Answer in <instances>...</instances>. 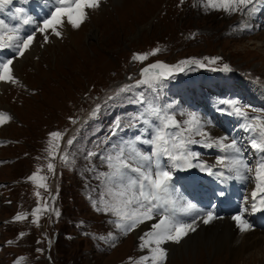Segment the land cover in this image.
<instances>
[{
  "label": "rangeland",
  "instance_id": "rangeland-1",
  "mask_svg": "<svg viewBox=\"0 0 264 264\" xmlns=\"http://www.w3.org/2000/svg\"><path fill=\"white\" fill-rule=\"evenodd\" d=\"M257 2L251 5L255 7L251 13L254 19L242 27L243 14L214 10L208 6V0H184L182 4L180 0H101L100 7L90 10L78 29L65 23L60 28L62 37L50 35L47 44L37 33L36 42L23 57H15L12 48L0 49V60L13 58L14 75L20 81L16 85L0 83V111L12 117L0 125V264H132L130 257L134 261L146 254L139 248L138 237L142 233L136 229L123 235L110 223L114 217L93 207V200L103 190L99 174L108 171L103 157L113 153L117 146L133 142L138 135L144 139L151 137V128L134 119L145 108L139 103L141 93L146 104L160 105L158 96H161L160 107L181 123L188 119V113H196L203 130L212 137L214 133H224L233 138L232 133L223 130L219 115L210 111L213 103L220 102L222 106L234 101L249 118L264 117V5ZM39 3L44 0H12L0 7V20L19 29L21 35L30 34L44 19ZM55 6L45 7L44 15ZM259 7L262 11L257 10ZM26 19L28 24L23 22ZM154 49L159 51L151 55ZM134 53L150 55L141 63L132 59ZM212 57L220 59L214 63L205 59ZM156 59L173 65L183 59H195L206 70L177 71L165 87L159 88L156 82L151 87L140 85L131 92L116 95L119 88L141 79L137 76L138 69ZM224 65H228L229 72ZM180 74H184V80L193 77L189 86H174ZM198 74L201 81L196 80ZM182 82L179 77V83ZM110 96L114 98L108 99ZM97 105L100 110L93 117L91 113ZM232 108L231 104L227 109ZM221 121L226 125L227 120ZM233 130L245 148L243 158L255 167L258 153L246 144L249 141L243 135L246 137L247 131L236 127ZM52 131L65 133L60 155H67V163L60 159L59 153L54 160L49 157ZM69 137H75L73 144L64 145ZM192 139L199 143L188 145L191 152L205 156L210 151L212 160L207 162L211 161L212 168H224L216 164V157L225 153L215 146L205 147L201 136L193 135ZM141 144L145 145L137 143V148ZM139 149L150 154L143 147ZM210 157H199L193 163ZM49 162L55 165L54 172L48 170ZM163 164L169 166L166 158ZM181 169H172V185L182 179L178 177ZM33 173L47 177L43 181L47 190L38 186L41 181L28 179ZM185 174L194 179V174ZM246 175L249 178L241 201L250 204L256 185L251 178L254 173ZM171 198L177 206L188 201L172 193ZM45 205L48 211L33 215L34 209H43ZM17 214H24L26 219L16 221ZM243 214L246 219L253 218L249 205H244ZM187 217L188 222L195 217L198 225L197 219L204 215ZM260 232L264 235V229ZM170 243L164 247L174 245ZM259 247L262 252H255L251 259L246 254L239 261L216 263L207 256L197 261L198 255L189 258L186 252L178 256L182 246L173 253L168 251L165 264H264V242Z\"/></svg>",
  "mask_w": 264,
  "mask_h": 264
},
{
  "label": "snow or ice",
  "instance_id": "snow-or-ice-1",
  "mask_svg": "<svg viewBox=\"0 0 264 264\" xmlns=\"http://www.w3.org/2000/svg\"><path fill=\"white\" fill-rule=\"evenodd\" d=\"M181 4L184 0H180ZM12 0H0V7L9 5ZM255 0H208V6L214 10H223L225 13L232 15L237 12L243 15H250L255 11ZM55 7L41 21V24L30 34L21 35L19 29L9 27L3 20H0V49H14L15 57H23L36 42L37 33L43 37V42H49V36L62 37L60 28L70 25L78 29L89 16V11L100 7L101 0H55ZM23 9H17L22 12ZM25 24L29 20L23 21ZM246 27V25H241ZM159 49H154L151 55H155ZM149 53L133 54L132 59L143 63L147 60ZM214 63L219 57L205 58ZM14 60L8 58L0 60V83L20 84L19 79L14 75ZM189 64H200L195 59L181 60L176 65H169L163 62L148 64L140 70L141 79L136 80L134 85H124L119 88L116 95L131 92L134 87L140 85L154 86L156 82L162 79L170 78L177 71H184V66ZM225 70L228 65H224ZM131 79V77L129 78ZM110 96L108 99H113ZM139 103L145 105L144 111L134 119L151 128V137L144 139L142 136H136L133 142L126 145L117 146L113 153L103 157L107 172L99 174L103 190L100 191L96 200H93V207L97 212L114 217L110 223L114 224L123 235H128L136 230L141 224L148 221H155L151 224L149 231L144 232L138 237L139 248L146 254L141 255L137 260L130 257L132 264H165L168 257V249L164 245L168 243L179 244L190 232L195 231V217L191 222H185L178 218V214L194 216L199 214L200 209L194 203L185 202L179 207L176 201L171 198V181L172 169L181 167H199L201 171H207L209 175L223 176V172H213L212 166L206 161L197 164L193 160L199 159V154L191 152L188 149L189 144L199 143L192 139L193 135L204 138V146L207 148L216 147L224 155L216 157V164L226 168L229 172H235L237 176L243 179L249 177L245 173H254L251 177L256 182V189L252 192L251 211H264V155L256 161L255 167L251 166L242 158V149L238 146L236 139L228 140V137L222 136L214 138L207 131L203 130L196 113H188V119L181 123L174 115L164 111L158 105L146 104L141 93ZM233 105L234 114L242 117L247 121L244 125L245 131L249 133L250 147L257 153L264 154V117L253 116L249 118L248 113L236 106V102L228 101ZM100 106L91 113L94 117L99 112ZM255 111V109H253ZM232 114V113H230ZM12 117L7 112L0 111V125L6 124ZM155 121V123H154ZM72 123H76L72 120ZM134 126V125H133ZM120 124L117 122L116 128ZM65 133L61 131H52L49 133L48 153L51 160L56 158V154L61 151L60 142L63 140ZM115 135V130L113 131ZM75 137L66 141L72 145ZM137 143H145L151 146L150 154H146L137 148ZM232 153L229 156L227 153ZM96 155L89 153V156ZM167 159L169 166L163 164V159ZM60 159L67 163V155H60ZM49 171L54 172L55 165L48 163ZM29 180L41 181L39 187L47 190V177L38 176L33 173ZM40 195L39 192L36 193ZM259 196V206L257 197ZM41 211H48L47 205L42 209L37 207L33 210V215ZM59 216V212H56ZM212 211L204 213L202 222L210 223L216 219ZM14 219L20 221L26 219L24 214H17ZM232 219L241 232H247L251 225L244 218L243 213L234 215ZM38 223V220H34ZM24 234L21 233V236ZM111 235V234H110ZM11 243V241H9ZM41 251V249H37ZM23 259V258H21Z\"/></svg>",
  "mask_w": 264,
  "mask_h": 264
},
{
  "label": "bare ground",
  "instance_id": "bare-ground-1",
  "mask_svg": "<svg viewBox=\"0 0 264 264\" xmlns=\"http://www.w3.org/2000/svg\"><path fill=\"white\" fill-rule=\"evenodd\" d=\"M49 4H52L55 6L54 0H44V3L41 5L39 3L40 13H42L44 18L46 17V15H44V9ZM257 4H261V5L263 4L264 5V1L262 0V3H260L258 0ZM257 10L262 11L261 7H259V9L257 8ZM263 14H264V12H263ZM254 17L255 16H253V14H250L249 17L246 15H242L240 25L246 24V26H247V24H249L254 19ZM255 19H257V18H255ZM69 41H71L70 44L75 51L76 47L74 48L75 44L72 42V37L69 38ZM71 46H70V48H71ZM61 54H63V53H61ZM71 54L72 53H70V55ZM59 55H60V53H59ZM228 104L224 103L221 106L220 102L215 103V104L213 103L214 106L210 107V111L215 112L219 115L218 117L220 120L219 121L220 124H222V122H223V121H221V119L228 121V123H227L228 131H229L228 134L232 133L231 136H233V138L237 140L238 146L243 150V145H242L241 141L239 142L240 139H238L239 135L233 129L235 127L238 130L244 129V125H246L247 121L244 120L242 117L234 114L233 108L230 110L227 109V108L231 107V104L230 105H228ZM230 113H232V114H230ZM229 128H230V130H229ZM222 136H226V135L224 133H220V134L214 133V138H218V137H222ZM248 137H249L248 132H247L246 137L243 135V138L246 141H249ZM233 138H230V139L228 138V140L230 141ZM246 144L250 145L249 142H247ZM227 154L230 156L233 155L230 152ZM241 155L243 158V155H244L243 152ZM209 159H211V158H204V161L207 162ZM215 167L216 166H214L212 168L213 172H223L224 175L223 176H217V175H209L208 176L207 174H204V172L201 171V169L199 167H192L191 168L192 171L190 169L186 170L187 172L182 171V174L184 176V182L180 183V182L175 181V183L173 185L172 184L170 185L172 194L176 195L178 199H181L184 196L190 203H194L197 206V208L200 209L199 214H201V215H204V213H206L208 211L213 212V208H215V207L213 206V203L211 201V197L214 196L215 193H217L218 191L225 193L227 196V199H228L227 207L225 208L224 213L229 214V215L227 216V215L223 214L219 210V208L216 207L218 213L220 215H222L221 219L212 220L208 224H204L202 222L204 217L201 219H197L200 221V224L194 225L196 230L199 229L196 232L197 235H195L196 230L193 231L194 234H192V235L190 232L180 242V243L183 242L182 246L184 248L182 251H180L179 254L178 253L177 254L179 256L182 253L186 252V256L188 255L189 258L191 255L192 256L198 255L197 261H199L200 259L207 256L209 259L213 258L214 262H216V263L219 261H221V263L228 262L231 260H232V262L239 261V260H241V258L243 259V256H245L246 254L249 256V259H251L252 257H255L253 255L255 252L259 253L261 251L259 246H261V244L264 242V235L261 234V232H260V230L264 229L262 226V224H264V220L258 219L256 217L257 216L256 213L259 212V211H256L255 214H253L255 221H249L245 218L248 221V223L251 225V229L247 232H241L238 229V227L236 226V222L232 219V217L234 215L242 213V208H241L239 198H240V194L242 193V190H243V184L242 183L245 182L246 179H243L242 177L237 176L235 172H229L226 168L222 169V168L218 167L219 168L218 169ZM198 172H200V173H198ZM185 173L194 174V179H192L191 176H189ZM245 175H246V173H245ZM198 178L200 181L209 180L211 183L214 181L215 178H218L220 180V183L217 184V189L214 190L212 193H205L203 188H201L199 186V184L197 183ZM255 184H256V182H255ZM259 195L261 196V194H259ZM256 202L259 206V200ZM213 213H215V212H213ZM263 213H264V211H263ZM187 216L188 215L178 214V218L185 221V222L189 221ZM154 222L155 221H148V222H145L144 224H141L137 228V231L139 233H142V234L144 232L149 231L151 228V224ZM252 224L254 227L252 226ZM208 225H210V226H208ZM180 243L179 244L170 243V244H174V245L172 247H169L168 251L172 252V251H174L175 248L182 247L180 245ZM168 246H169V244H168ZM251 250H253V251H251ZM145 252H146V250H145ZM189 258H187V260Z\"/></svg>",
  "mask_w": 264,
  "mask_h": 264
},
{
  "label": "water",
  "instance_id": "water-1",
  "mask_svg": "<svg viewBox=\"0 0 264 264\" xmlns=\"http://www.w3.org/2000/svg\"><path fill=\"white\" fill-rule=\"evenodd\" d=\"M156 62H158V61H155V62H153V63H156ZM159 62H161V61H159ZM150 64H151V63H150ZM147 65H148V64H147ZM147 65H144L143 67H145V66H147ZM193 65H197V66H198V64H193ZM143 67H142V68H143ZM142 68H141V69H142ZM141 69H140V70H141ZM140 70L138 71L139 76H140ZM140 77H141V76H140Z\"/></svg>",
  "mask_w": 264,
  "mask_h": 264
}]
</instances>
